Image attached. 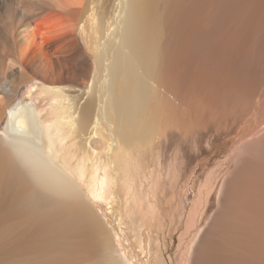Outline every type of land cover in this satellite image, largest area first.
Segmentation results:
<instances>
[{"label":"bare ground","instance_id":"obj_1","mask_svg":"<svg viewBox=\"0 0 264 264\" xmlns=\"http://www.w3.org/2000/svg\"><path fill=\"white\" fill-rule=\"evenodd\" d=\"M0 37L17 39L0 81L18 64L19 77L30 70L58 92V124L87 162L77 168L49 147L27 102L11 108L0 133V264H121L67 171L87 179L95 161H128L151 128L227 114L240 124L224 146L236 145L233 169L194 264H264V89L251 74L264 0H0ZM11 92L1 84L0 105Z\"/></svg>","mask_w":264,"mask_h":264},{"label":"rangeland","instance_id":"obj_2","mask_svg":"<svg viewBox=\"0 0 264 264\" xmlns=\"http://www.w3.org/2000/svg\"><path fill=\"white\" fill-rule=\"evenodd\" d=\"M75 39L91 56L79 29H76ZM16 45V37H0V67H7L8 60L15 59ZM263 45L259 51V69L251 72L252 78L257 80L253 82L260 83L259 89H264ZM16 68L11 69L12 74L8 72L7 79L0 81V89L1 84H10L12 88L0 105V133L11 108L24 100L33 107L48 146L62 153L69 164L76 162L77 168L85 165V157L75 151L74 141L57 121L63 97L48 90L47 84L30 70L22 69L26 75L19 77ZM227 115L220 123L209 118L186 120L181 131L172 124L163 133L151 128L148 138L142 142L136 139L128 161L114 166L95 161L87 179L78 177L75 171H67L108 228L121 264H194L196 249L211 225L225 181L233 169L236 145L230 150L224 146L229 144L227 140L240 124L227 120ZM259 132L255 137L263 139L264 129ZM126 170L132 173L125 174ZM99 190L103 192L99 194ZM199 199L198 213L190 221V208Z\"/></svg>","mask_w":264,"mask_h":264}]
</instances>
